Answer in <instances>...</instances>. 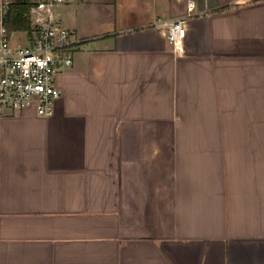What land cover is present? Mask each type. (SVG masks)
I'll list each match as a JSON object with an SVG mask.
<instances>
[{"label": "crops", "instance_id": "1", "mask_svg": "<svg viewBox=\"0 0 264 264\" xmlns=\"http://www.w3.org/2000/svg\"><path fill=\"white\" fill-rule=\"evenodd\" d=\"M186 1L31 14L77 41L0 117V264H264V0Z\"/></svg>", "mask_w": 264, "mask_h": 264}, {"label": "built area", "instance_id": "2", "mask_svg": "<svg viewBox=\"0 0 264 264\" xmlns=\"http://www.w3.org/2000/svg\"><path fill=\"white\" fill-rule=\"evenodd\" d=\"M189 10L194 2L187 0ZM6 5L0 2V117L34 108L50 116L61 96L55 76L73 63V32L59 23L38 21L24 31V42H15L6 25ZM166 37L177 43L185 33L182 19L168 21Z\"/></svg>", "mask_w": 264, "mask_h": 264}, {"label": "trees", "instance_id": "3", "mask_svg": "<svg viewBox=\"0 0 264 264\" xmlns=\"http://www.w3.org/2000/svg\"><path fill=\"white\" fill-rule=\"evenodd\" d=\"M37 0H12L6 12V25L10 32L30 31L29 11Z\"/></svg>", "mask_w": 264, "mask_h": 264}, {"label": "rangeland", "instance_id": "4", "mask_svg": "<svg viewBox=\"0 0 264 264\" xmlns=\"http://www.w3.org/2000/svg\"><path fill=\"white\" fill-rule=\"evenodd\" d=\"M12 0H2L3 3H5L6 5V9H8L10 3H11ZM55 1H59V0H37L36 4L35 5H32L31 8H30V11H29V17L32 19V21L30 22L31 26L32 25H36V22L34 21V19L32 18L35 17L36 14H39L41 12H47V6L46 4L49 3V2H55ZM1 2V0H0ZM44 9V10H42ZM32 14V16H31ZM14 41L17 43V42H23L24 41V35L23 33H19L17 32V34L14 36Z\"/></svg>", "mask_w": 264, "mask_h": 264}]
</instances>
